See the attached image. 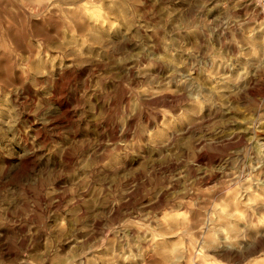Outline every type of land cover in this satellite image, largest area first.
Returning <instances> with one entry per match:
<instances>
[{"label": "rangeland", "instance_id": "374dc122", "mask_svg": "<svg viewBox=\"0 0 264 264\" xmlns=\"http://www.w3.org/2000/svg\"><path fill=\"white\" fill-rule=\"evenodd\" d=\"M0 264H264V0H0Z\"/></svg>", "mask_w": 264, "mask_h": 264}]
</instances>
